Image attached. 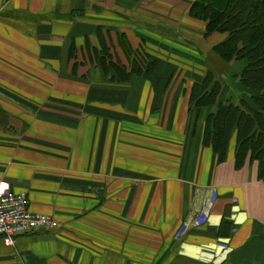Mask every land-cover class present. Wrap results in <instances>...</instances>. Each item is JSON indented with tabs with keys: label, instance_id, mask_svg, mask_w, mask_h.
Here are the masks:
<instances>
[{
	"label": "crops",
	"instance_id": "obj_1",
	"mask_svg": "<svg viewBox=\"0 0 264 264\" xmlns=\"http://www.w3.org/2000/svg\"><path fill=\"white\" fill-rule=\"evenodd\" d=\"M188 7L0 0V182L56 222L0 237V264H264L257 162L235 168L234 137L219 161L202 144L209 108L189 103L206 70L185 77L158 53L153 74L120 82L99 65L97 27L109 47L123 32L148 52L163 33L182 43L201 32ZM214 57L217 70L242 68Z\"/></svg>",
	"mask_w": 264,
	"mask_h": 264
},
{
	"label": "trees",
	"instance_id": "obj_2",
	"mask_svg": "<svg viewBox=\"0 0 264 264\" xmlns=\"http://www.w3.org/2000/svg\"><path fill=\"white\" fill-rule=\"evenodd\" d=\"M186 14L204 22L203 36L214 33L223 38L211 50L224 62L243 63L238 81L253 93L237 102L219 100L221 82L211 69L190 85L189 103L197 110L208 107L204 118L202 144L224 161L229 141L234 137V166L257 162V177L264 182V0H188ZM99 65L111 79L126 81L130 75L153 74L156 59L142 49L133 48L125 33L116 40L128 65L110 52L106 38L97 27Z\"/></svg>",
	"mask_w": 264,
	"mask_h": 264
},
{
	"label": "rangeland",
	"instance_id": "obj_3",
	"mask_svg": "<svg viewBox=\"0 0 264 264\" xmlns=\"http://www.w3.org/2000/svg\"><path fill=\"white\" fill-rule=\"evenodd\" d=\"M186 16L189 17L187 14ZM189 18L193 20V23H192L193 27H194V24H200V23L202 24L200 25L201 32H197V29H194L192 34L188 35L187 39L185 38L186 39L185 42L181 41L182 43H179L180 41L178 37L176 36L177 33L166 32V33H163V36L160 35V37L164 38L163 46H162L163 48L159 47L158 46L159 44H157V42L153 40L152 42L153 45L149 43L148 44L146 43L145 45V47H147L149 51L150 49H152V53H148L149 51L147 52L143 48L142 49L145 52H147L150 55V57L155 56V55L159 56L158 55L159 53L160 55L163 56L161 57V59H165L166 62H168L169 64H172V68L173 70H175V72H178V73L183 72L185 77L186 75H188L190 76V78H193V75H190L191 71L198 72V71H202L203 69L205 70L211 69L214 71V75H216L215 77L221 82L222 90H223L222 94L227 95L226 99H230L233 102H237L240 98H248V96L252 94L253 92L245 88L238 81V77H236L237 76L236 74L239 73L238 65H232L230 69H228L226 65L222 63L223 64L221 66L222 71L217 70L216 68L215 62L218 63V59L214 57L215 55L213 51L209 48V44L213 40V39L209 40V38L213 35L219 36L220 38V36L223 37V35L219 33H214L213 35L204 37L203 36L204 22L198 19L191 18V17ZM150 32L153 35V37L156 38L157 35L153 33L152 31ZM134 37H135V40L137 41L136 46L140 47V43L142 44L143 40L138 35H134ZM167 38H173V40H169ZM115 44H116L115 47L112 44L110 45V50L116 56H118L117 54H119L117 53V50H118L123 56L124 64L128 65V60L125 57L122 50H120V47L117 44V40ZM117 47L119 49H117ZM197 59L202 60V62L198 61ZM212 61H215V62L213 63ZM225 63L229 64L230 62L229 63L225 62ZM183 84L188 85L189 80H184Z\"/></svg>",
	"mask_w": 264,
	"mask_h": 264
},
{
	"label": "built area",
	"instance_id": "obj_4",
	"mask_svg": "<svg viewBox=\"0 0 264 264\" xmlns=\"http://www.w3.org/2000/svg\"><path fill=\"white\" fill-rule=\"evenodd\" d=\"M51 216L32 212L25 193L14 192L6 182H0V237L13 244L15 236L38 227H54Z\"/></svg>",
	"mask_w": 264,
	"mask_h": 264
}]
</instances>
